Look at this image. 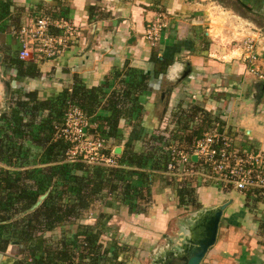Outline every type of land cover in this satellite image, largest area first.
<instances>
[{"label":"crops","instance_id":"1","mask_svg":"<svg viewBox=\"0 0 264 264\" xmlns=\"http://www.w3.org/2000/svg\"><path fill=\"white\" fill-rule=\"evenodd\" d=\"M224 1L11 0L2 5L6 14L0 17V115L13 92L35 90L40 99L50 100L66 89L71 91L76 80L87 88L102 87L105 92L103 108L100 106L94 116L87 114L98 124V131L99 120L112 114L108 104L115 94L126 105L137 96L134 104L143 107L132 117H122L119 138H109L113 139L112 148L123 150L139 122L142 137L135 142V149L153 152L142 168L150 185L142 176L133 182L145 198H137L132 207L120 203L116 216L105 211L118 231L117 244L129 247L118 257L125 264H186L183 247L192 238L199 212L222 205L226 207L216 242L201 264H264V188L239 190L196 175L191 181H169L165 178L166 158H157L165 148L184 146L177 142L188 132L197 134L195 140L213 126L232 140L240 154L264 152V0H229L233 1L230 7H225ZM235 1L247 7L245 13L235 9ZM214 2L223 10L221 19L212 10ZM37 15L62 18L79 34L56 60L39 58L36 53L23 60L27 69L34 66L26 75L4 60L8 56L19 60L20 44L12 34L13 27ZM158 17L165 27L159 43L152 46L144 35L148 22ZM213 18L230 23L225 27L233 32L244 26L238 35L246 31L244 41L255 39L258 57L254 63L243 59V49L227 52L230 49L220 47L223 42L216 32L212 34ZM249 24L254 31L245 30ZM252 68L257 71L252 72ZM140 84L146 87L139 89ZM46 113H39L36 121ZM185 186L195 191V205L181 204L178 189ZM104 209L101 206L97 212ZM90 220L96 221V215L87 222ZM106 232L103 246H113V234ZM14 246L0 252V264L9 261L10 255L12 260L17 258ZM108 256H112L111 251Z\"/></svg>","mask_w":264,"mask_h":264},{"label":"trees","instance_id":"2","mask_svg":"<svg viewBox=\"0 0 264 264\" xmlns=\"http://www.w3.org/2000/svg\"><path fill=\"white\" fill-rule=\"evenodd\" d=\"M10 1L0 0V17L6 14L2 5ZM4 63L7 66L16 65V70L26 75L30 74L28 70L33 66L30 64L27 69L25 61H14L10 56ZM141 87L146 86L140 84L139 89ZM104 93L102 87L87 88L79 80L75 81L71 91L66 89L50 100L40 99L35 90H19L16 95L12 93L7 109L1 113L0 159L8 168L0 174V252H5L10 242L23 246L17 250V258L12 264H29V258H33V264H125L118 257L123 249L126 251L129 247L113 242V246L102 248L100 239L106 232V222L111 215L105 211L97 212L96 206L107 199L109 192L118 201L123 195L122 200L130 207L137 198H145L143 190L133 183L136 176H142L144 183L150 185L148 174L142 172V168L153 152L135 149V142L142 137L141 124L135 123L122 152L117 154L119 167H92L82 160L69 162L66 154L71 143L55 138L54 120L62 117L68 98L86 114L94 116L100 106L103 108L101 99ZM132 100L133 105L130 103V106L119 95L110 98L108 105L112 114L102 121L98 119L101 131L97 133L119 138L120 119L132 117L133 112L143 110L141 104H134L137 96ZM43 110H47L46 116L36 121ZM196 135L188 132L177 143L187 145ZM29 141L34 144L30 142V145ZM150 143L154 146L153 140ZM32 147L40 150L32 153L33 159H28ZM16 166L20 169L16 170ZM55 175L58 181L53 180ZM43 193L47 195L38 207L28 211ZM194 193L188 186L178 189L181 204L195 205ZM90 212L98 215L95 224L87 222ZM21 213L23 216L10 224L8 220ZM75 225L77 229L72 239L67 237L71 231L64 232L67 236H58L57 229L60 227ZM55 231L56 234H52ZM109 251L113 256H108Z\"/></svg>","mask_w":264,"mask_h":264},{"label":"built area","instance_id":"3","mask_svg":"<svg viewBox=\"0 0 264 264\" xmlns=\"http://www.w3.org/2000/svg\"><path fill=\"white\" fill-rule=\"evenodd\" d=\"M164 27L160 17L150 20L144 35L146 41L152 46L157 45ZM13 28L12 34L20 44L17 56L21 60L30 59L35 53L39 58L56 60L79 34L78 29L68 21L46 15H37ZM53 29H58L59 34L52 33ZM256 50L255 39H246L243 59L254 63L258 57ZM256 71L252 68V72ZM54 127L56 139L63 138L71 143L66 154L69 162L82 160L92 167L120 166L118 153L111 147L108 136L97 133L98 124L93 123L78 105L67 101L62 117L54 120ZM239 152L232 140L213 126L187 145L165 148L157 154V158H166L165 178L169 181H191L196 175L239 190L264 188V152ZM193 156L197 157L196 161ZM5 168L8 166L0 159V174ZM91 214L93 212L88 214V220L94 218ZM28 262L33 264V258H29Z\"/></svg>","mask_w":264,"mask_h":264},{"label":"rangeland","instance_id":"4","mask_svg":"<svg viewBox=\"0 0 264 264\" xmlns=\"http://www.w3.org/2000/svg\"><path fill=\"white\" fill-rule=\"evenodd\" d=\"M210 1H212V0H210ZM214 1H216V0H214ZM214 4H215V2L213 3V5H212V10L215 12V17H217L218 18V16H219V18L218 19H221L222 18V14H223V10H222V8L219 6V7H216V6H214ZM224 4H225V7H230V5H232L233 4V1H229V0H225L224 1ZM234 7H235V9H240L242 12H246V9H247V7L246 6H244L241 2H239V1H235L234 2ZM237 11V10H236ZM214 15V14H213ZM214 19V18H213ZM212 19V20H213ZM211 23V25H212V34H214V36H215V33L214 32H216V34L218 35V40L220 41V42H223V44H221V43H219V45H220V47H226V49H230V50H226L227 52L228 51H235V50H242L243 49V46H244V36H247L246 35V31L243 33V34H245V35H238V32H242V30H243V27L240 29V28H237V29H235L234 28V32L232 31V30H228L225 26H227V27H229L230 25V23H228L227 21L225 22V21H223V20H220V21H218L217 19L215 20L214 19V21H211L210 22ZM224 25V26H223ZM207 27H208V25H207ZM214 27H215V29H214ZM247 28V29H246ZM246 28H245V30H247L248 32H252V31H254L255 29H254V27H251V25L249 24V25H247L246 26ZM219 30V33H217V31ZM221 30V31H220ZM236 31V32H235ZM210 42L212 43V41H211V39H210ZM215 49H217V48H215ZM214 49V50H215ZM215 52V51H214ZM239 54V53H238ZM110 140H113V139H110ZM30 152V151H29ZM36 152H38V150H36V148L34 147V148H32L31 149V152L29 153V158L28 159H33V154L32 153H36ZM121 166H123V165H121ZM38 167V166H37ZM20 168L19 167H17L16 166V170H19ZM53 178V180L54 181H58L57 180V177H56V175H55V177L53 176L52 177ZM64 186V185H63ZM47 192V191H46ZM144 193H145V191H144ZM43 194H45V193H43ZM114 198H115V196L114 195H112L111 194V192H109L108 193V195H107V199L106 200H104L101 204H97V205H99V207L98 206H96V207H98V210H99V208H101V206H105V209H104V211H106V212H109V210H111V211H113L112 212V214H114L115 213V211L117 212L118 210H120V207H121V205H120V203H124V200H122V198H123V195H121V200L120 201H118V200H114ZM140 202V201H139ZM111 213V212H110ZM91 215H93V217L95 216V214L93 213V214H91ZM115 215V214H114ZM20 216H23V213H21V214H19V215H16V216H14V217H12V218H10L8 221H10V224H12L13 223V221L14 220H16L17 218H19ZM96 216H98V215H96ZM116 216V215H115ZM120 216V214L118 215V217H117V221L118 220H120L121 218L119 217ZM92 223L91 224H95V221H92V220H90ZM89 221V222H90ZM110 219L106 222L107 224H106V227H107V229H106V231H110L109 233H112L113 235H112V237H113V240H111V243L113 244V242H118V240L116 239L118 236V231H117V229L115 228V223H111L110 224ZM110 224V225H109ZM67 227V228H66ZM77 229V225H75V226H64V227H60L59 229H57V234H59L58 236H60V235H63V234H65L64 232H67V231H71L70 233H68V239L70 240V239H72L73 237V232H75V230ZM52 234H56V231L55 232H53ZM105 234H107V232H104V234H103V236L101 237V239H100V242L102 243V244H106L105 243V241H106V236H105ZM117 236V237H116ZM50 238L51 239H54V237H52V236H50ZM113 241V242H112ZM15 242V241H14ZM14 242H10L9 243V247H12V246H14ZM111 243H109V244H111ZM15 248V251H16V253H17V250L18 249H21V248H23V246L22 245H19L18 244V242H17V244H16V246H14ZM102 248H104V246L102 247ZM13 254V253H12ZM18 255V254H17ZM112 256H113V253H112ZM14 257V256H13ZM6 260V263L5 262H1V264H12L13 263V261L14 260H12V257H11V255L10 256H8V260L10 261H7V259H5ZM4 260V261H5Z\"/></svg>","mask_w":264,"mask_h":264},{"label":"water","instance_id":"5","mask_svg":"<svg viewBox=\"0 0 264 264\" xmlns=\"http://www.w3.org/2000/svg\"><path fill=\"white\" fill-rule=\"evenodd\" d=\"M0 78H2L1 70ZM121 151V147H116V153L120 154ZM193 159L196 160V156H193ZM46 195L47 193L41 195L28 211L36 209ZM225 207L226 205H222L213 210L206 209L199 212L198 219L193 224L192 238L183 247L186 254V264H201L209 248L216 242L220 219Z\"/></svg>","mask_w":264,"mask_h":264}]
</instances>
